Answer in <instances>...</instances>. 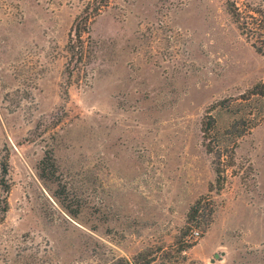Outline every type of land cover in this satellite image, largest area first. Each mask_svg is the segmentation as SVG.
I'll return each mask as SVG.
<instances>
[{"label":"rangeland","instance_id":"obj_1","mask_svg":"<svg viewBox=\"0 0 264 264\" xmlns=\"http://www.w3.org/2000/svg\"><path fill=\"white\" fill-rule=\"evenodd\" d=\"M93 1L0 0V264H264V0H108L78 59ZM217 101L215 130L250 126L220 160Z\"/></svg>","mask_w":264,"mask_h":264},{"label":"trees","instance_id":"obj_2","mask_svg":"<svg viewBox=\"0 0 264 264\" xmlns=\"http://www.w3.org/2000/svg\"><path fill=\"white\" fill-rule=\"evenodd\" d=\"M108 5V0H94L92 3L88 2L85 8L81 11L83 14L82 22L78 21V17L75 20L72 28V33L68 39V47L72 52L73 56L77 52L79 56L78 59H81L83 54V41L82 34L84 32H88V24L93 20V18L100 13V11ZM233 17H235L236 21L240 19V12L235 4H231V8H229ZM240 26V23H239ZM257 52H261V50L255 46ZM250 95H259L264 96V84L259 83L253 86L251 90L248 91ZM222 101H217L209 107V110L206 111L202 124L201 131L203 138L205 140V147L209 153H213L216 157L222 159V157H227L228 154L225 153L228 143L235 144L238 137L244 135L248 128H239L235 123L226 128L225 132H219L215 130V116L211 111L215 110L217 107H222ZM227 107V106H225ZM230 157L231 154H230ZM217 177L216 183L221 186L222 182L225 179V168L217 166L215 168ZM3 174L6 175L7 167L6 164L3 165L2 168ZM200 201L198 199L193 206L190 207L188 212V218H193L196 216L198 211L200 210ZM8 203L6 196H2L0 199V223L3 221L7 211H8ZM182 250V249H181ZM157 257V251L153 252L151 249H143L136 254H134L131 258L123 257V256H115L112 255L109 260L106 261V264H153ZM18 264H60L58 261L54 260L49 252L46 249H25L22 250L19 254Z\"/></svg>","mask_w":264,"mask_h":264},{"label":"built area","instance_id":"obj_3","mask_svg":"<svg viewBox=\"0 0 264 264\" xmlns=\"http://www.w3.org/2000/svg\"><path fill=\"white\" fill-rule=\"evenodd\" d=\"M195 233H197V232H195ZM197 235V234H196Z\"/></svg>","mask_w":264,"mask_h":264}]
</instances>
